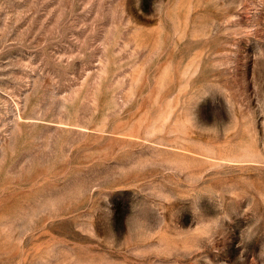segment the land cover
Here are the masks:
<instances>
[{"label": "rangeland", "instance_id": "obj_1", "mask_svg": "<svg viewBox=\"0 0 264 264\" xmlns=\"http://www.w3.org/2000/svg\"><path fill=\"white\" fill-rule=\"evenodd\" d=\"M0 264H264V0H0Z\"/></svg>", "mask_w": 264, "mask_h": 264}]
</instances>
